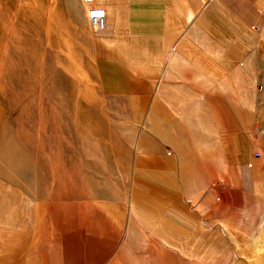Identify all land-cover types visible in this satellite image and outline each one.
Here are the masks:
<instances>
[{
  "label": "crops",
  "instance_id": "0c3cea01",
  "mask_svg": "<svg viewBox=\"0 0 264 264\" xmlns=\"http://www.w3.org/2000/svg\"><path fill=\"white\" fill-rule=\"evenodd\" d=\"M95 3L102 94L129 102L115 108L108 167L71 169L66 207L0 219V264H186L188 241L233 234L216 177L264 196V0Z\"/></svg>",
  "mask_w": 264,
  "mask_h": 264
},
{
  "label": "rangeland",
  "instance_id": "374dc122",
  "mask_svg": "<svg viewBox=\"0 0 264 264\" xmlns=\"http://www.w3.org/2000/svg\"><path fill=\"white\" fill-rule=\"evenodd\" d=\"M99 35L78 0H0V219L30 223L37 210L66 207L71 169L108 167L115 108L129 102L102 94ZM150 104L149 97L145 109ZM123 132L130 147L134 135ZM257 151L264 166V146ZM214 183L221 187L214 198L235 211L233 234L188 241L186 264H264V196L248 198L238 177Z\"/></svg>",
  "mask_w": 264,
  "mask_h": 264
},
{
  "label": "built area",
  "instance_id": "2783aa9c",
  "mask_svg": "<svg viewBox=\"0 0 264 264\" xmlns=\"http://www.w3.org/2000/svg\"><path fill=\"white\" fill-rule=\"evenodd\" d=\"M95 2L96 0H84V3L88 6L87 17L89 24L95 32L100 33L107 27V11ZM252 27L255 28V25Z\"/></svg>",
  "mask_w": 264,
  "mask_h": 264
}]
</instances>
